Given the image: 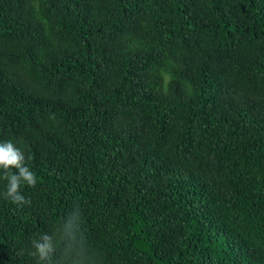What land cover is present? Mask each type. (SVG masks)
Here are the masks:
<instances>
[{"label": "trees", "instance_id": "obj_1", "mask_svg": "<svg viewBox=\"0 0 264 264\" xmlns=\"http://www.w3.org/2000/svg\"><path fill=\"white\" fill-rule=\"evenodd\" d=\"M7 141L0 264L76 210L89 264H264V0H0Z\"/></svg>", "mask_w": 264, "mask_h": 264}, {"label": "clouds", "instance_id": "obj_2", "mask_svg": "<svg viewBox=\"0 0 264 264\" xmlns=\"http://www.w3.org/2000/svg\"><path fill=\"white\" fill-rule=\"evenodd\" d=\"M0 171L2 178L7 181L4 199L16 205L29 203L20 193V188L22 185L35 187L37 177L25 165L24 153L11 141L0 142ZM81 220L82 215L78 210L69 213L58 233L44 234L39 240L32 241L35 249L32 255L47 264L57 251L59 241L63 244L62 253L69 264H89L88 251L80 234Z\"/></svg>", "mask_w": 264, "mask_h": 264}]
</instances>
